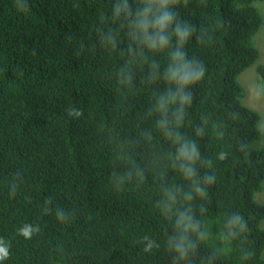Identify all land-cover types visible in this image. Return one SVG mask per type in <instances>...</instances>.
<instances>
[{
  "label": "trees",
  "instance_id": "trees-1",
  "mask_svg": "<svg viewBox=\"0 0 264 264\" xmlns=\"http://www.w3.org/2000/svg\"><path fill=\"white\" fill-rule=\"evenodd\" d=\"M256 1L177 0L170 43L153 52L137 27L147 0H0V264H264V127L238 80L260 57ZM177 23L193 29L183 45ZM177 50L205 67L179 125L178 99L157 108L177 92L165 79ZM189 209L196 233L176 226ZM237 211L247 231L232 238ZM25 225L39 231L25 238ZM145 235L158 247L144 251ZM182 235L195 248L181 260L169 238L174 249Z\"/></svg>",
  "mask_w": 264,
  "mask_h": 264
},
{
  "label": "clouds",
  "instance_id": "clouds-1",
  "mask_svg": "<svg viewBox=\"0 0 264 264\" xmlns=\"http://www.w3.org/2000/svg\"><path fill=\"white\" fill-rule=\"evenodd\" d=\"M177 3V0H147L145 6L141 11L137 12L138 24L137 27L142 34L141 43L146 45V47L153 52L162 51L167 48L171 37L167 34L169 28L173 25V22L176 20V14L172 11H169L168 8L170 5ZM128 5L125 3L124 9L127 10ZM121 7L117 6L114 11V15H119ZM153 29V33L149 34V29ZM193 29L187 26V24L177 23L174 28V35L181 45L190 37ZM173 61L169 65L167 75L165 79L169 83H175L177 86V92L173 93L169 91L166 96H161L157 108L160 111H166L169 103L175 102L177 99L180 103V109L178 110L176 123L179 125L181 123V116L179 113L183 112V106L185 104H191L192 97L189 93L184 92L185 88H188L191 85H194L201 81L205 74V67L202 62L193 60L191 62L186 61L185 53L182 50H177L171 55ZM178 62V63H177ZM130 82V81H129ZM69 116L81 117L83 116V111L78 109L68 110ZM167 124L166 120H160L158 127L160 129H165ZM199 134V133H198ZM166 135L171 136V132H166ZM179 155L184 157L189 161H194L198 156L196 147L189 146L184 144L179 149ZM226 158V153H221L219 159L224 160ZM211 163V162H209ZM184 172L185 178H192L195 175L194 169L189 166L186 169H182ZM204 181L207 184H212L214 182V175H206ZM195 190L198 195L204 196L206 192L204 189L195 186ZM14 194V193H13ZM185 199L191 200L190 195H186ZM171 205H168L167 208L170 209ZM47 211V209H45ZM191 209L180 213L179 219L176 221L177 228L182 227L185 233L189 231L196 233L198 231V225L193 223V218L189 214ZM166 214V212H165ZM57 219L60 221H65L67 217L63 210H58L56 212ZM228 235L232 238H235L240 233L247 231V221L244 220L243 215L240 212H235L231 219L228 221ZM39 231L38 228H33L31 225H25L20 229V233L25 238H31L34 232ZM199 238L203 239L204 234L199 233ZM187 240V235H182L179 238L178 242H175L174 249L172 248L173 240L169 238V248L174 250L177 253L175 259H184L188 256L189 250L194 249L195 245L192 243H185ZM140 242L145 244L144 251H150L153 247H158L147 235L140 238ZM9 256V247L3 241L0 240V260H5Z\"/></svg>",
  "mask_w": 264,
  "mask_h": 264
},
{
  "label": "rangeland",
  "instance_id": "rangeland-1",
  "mask_svg": "<svg viewBox=\"0 0 264 264\" xmlns=\"http://www.w3.org/2000/svg\"><path fill=\"white\" fill-rule=\"evenodd\" d=\"M256 7L260 11L263 17V23L261 28L254 36V44L260 51V57L258 61L251 67L245 69L238 75V80L244 88L243 102L256 109L261 114L260 127H264V82L261 80V76L257 71L259 64H264V0L256 1ZM256 199L259 202L264 203V183L263 189L256 194ZM261 227L264 228V219L261 222ZM264 258V252H263Z\"/></svg>",
  "mask_w": 264,
  "mask_h": 264
}]
</instances>
